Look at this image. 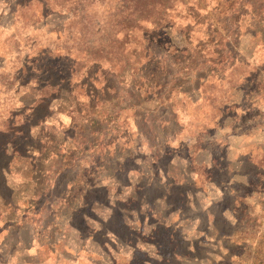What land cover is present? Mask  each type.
<instances>
[{
    "label": "rangeland",
    "instance_id": "374dc122",
    "mask_svg": "<svg viewBox=\"0 0 264 264\" xmlns=\"http://www.w3.org/2000/svg\"><path fill=\"white\" fill-rule=\"evenodd\" d=\"M41 1L0 0V264H39V243L53 258L60 238L91 264H264V0H171L158 28L134 30L165 103L86 65L103 37L76 25L78 0H44L49 25ZM115 3L84 5L105 18Z\"/></svg>",
    "mask_w": 264,
    "mask_h": 264
},
{
    "label": "trees",
    "instance_id": "16d2710c",
    "mask_svg": "<svg viewBox=\"0 0 264 264\" xmlns=\"http://www.w3.org/2000/svg\"><path fill=\"white\" fill-rule=\"evenodd\" d=\"M86 0H78L74 5L73 8H71L73 13H82L81 17L79 18L78 22L76 25L80 26H85V28H91L90 22L94 23V26H92V34L95 32V30L98 27V33H101V36L103 37V40H100L99 42H92L90 43L92 51L91 53H87L86 60L85 62L87 63L86 65L93 66L96 65L97 63H101L105 61L109 65V71L114 70V74L116 77H118V80H122L121 83L123 85H128L129 90L125 91L127 95L131 94L132 92L135 93L137 88H141L138 86H141L140 84H144V82H149L146 74L143 73L144 69L146 71V64L149 63L153 59V51L149 47H145L148 44L147 39H141L140 41H137V37L134 36L133 32L134 30H137L139 28H145L144 25L150 24L151 26L158 28L159 24L162 22V18L165 15L166 12H168L169 9H172L171 7V0H113L115 1V6L113 5L110 7L112 8L110 14L106 15L105 18H103L105 14V9L102 11V13L99 15L98 9L93 6V4H88L84 5ZM109 3H111L112 0H108ZM26 4V2H23V6ZM47 3L43 0L41 3L39 2V19L42 21V23L48 24V20H50L53 16H50V12H46L45 9H47ZM45 7V9H44ZM104 8V7H103ZM48 11V10H47ZM90 11H95L96 14H92ZM59 12V11H58ZM56 12L55 17L57 18L56 21L58 20L59 23L61 20H64L68 16L66 14H61ZM49 16V17H48ZM101 19H104L102 22H100ZM86 20L88 21L87 23ZM57 24V26L59 25ZM66 24V23H65ZM62 21V25H65ZM85 24V25H84ZM107 24V25H106ZM71 25V24H70ZM16 27L14 26L13 29ZM52 25L49 26V29H47L49 32H52V30H55ZM0 30H2V27H0ZM39 29H34V31H37ZM68 30V27H67ZM70 30V27H69ZM69 30L67 34L64 36V41L62 42L63 48H66L63 43H69L70 40L68 39L70 36ZM80 33V39L84 40L85 38V30L84 28L79 29ZM57 31V30H56ZM89 32V31H88ZM146 33H149L150 30H145ZM90 33V32H89ZM120 34V35H119ZM132 40L135 45H138V47L134 48L133 50L126 49V46L129 40ZM92 41V39H90ZM85 41V40H84ZM87 41V40H86ZM56 48L60 47L59 42L54 40L51 42ZM70 44V43H69ZM50 45V43H49ZM110 46H112L110 48ZM50 49L52 47L49 46ZM115 48V49H114ZM131 53H137V61L135 65H133V68H128V61L126 59V62L123 64L121 63H112V59L117 58V56H122V57H127V54ZM118 56V57H119ZM54 57H60L58 61H62L63 58L59 55H55ZM42 58V57H41ZM174 64L176 63V60L172 61ZM85 64V63H84ZM145 67L139 70V67ZM85 68V67H84ZM157 69V70H156ZM157 73L160 75H165L166 74V68L163 64V67L161 65L157 68L156 67ZM148 72V71H147ZM147 76L149 78L154 77L155 75L153 73H149ZM154 80V79H152ZM150 86L153 87L152 90H148V92H154V89L160 92L161 85L155 83V82H149L148 83ZM48 87V86H47ZM45 87L41 91L49 89L50 87ZM76 88L73 87L72 91L68 93V97L71 100V104L75 105V99H74V89ZM143 89V88H141ZM51 90V89H50ZM54 90V89H53ZM83 92V89H81ZM169 91V90H168ZM171 91V90H170ZM84 94H87V91L83 92ZM156 96H159V99L163 98L160 97L162 96L161 92L155 93ZM42 98H47L49 95L43 94L41 95ZM89 96V95H87ZM73 97V99H72ZM167 99L163 98V103H165ZM42 101L39 100V104ZM38 102V101H37ZM61 103L63 105V101L60 99L55 100L53 104H58ZM28 105V104H27ZM26 105V107H27ZM68 110H65L64 113L66 114H61L63 115L66 119L70 120V115L73 114V112L70 111L71 107L67 106ZM131 109H144L142 104L134 103L130 106ZM71 112V113H70ZM59 117V116H58ZM146 117V116H145ZM61 120V118H59ZM68 120V122H70ZM144 123H147L146 118H144ZM95 134V131H90V135ZM4 134L7 137L8 135L12 134V131L9 129L4 130ZM115 176V175H114ZM118 185H120L118 183ZM108 196L110 195V192L107 190ZM134 194V193H133ZM130 199H136L135 197L131 196ZM69 245V246H68ZM72 249L71 251H66L68 249ZM59 250V254L57 253L53 258L49 254H53L54 251L51 250V248L45 244L41 245L39 243V264H91V252L86 250V248H82V246H77L74 247L72 244H67V242L60 238L57 240L56 244V250ZM57 250V252H58ZM56 252V251H55ZM54 252V253H55ZM82 252V253H81ZM83 254V258H82ZM31 257V263L30 264H37L34 262L33 259H37V254H34ZM16 264H29V262H26L24 260L22 261H17Z\"/></svg>",
    "mask_w": 264,
    "mask_h": 264
}]
</instances>
